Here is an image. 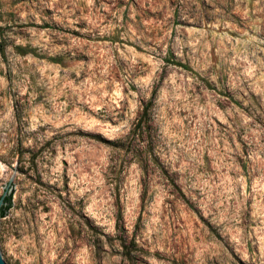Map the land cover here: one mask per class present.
<instances>
[{"label":"rangeland","instance_id":"rangeland-1","mask_svg":"<svg viewBox=\"0 0 264 264\" xmlns=\"http://www.w3.org/2000/svg\"><path fill=\"white\" fill-rule=\"evenodd\" d=\"M11 178L8 264H264V0H0Z\"/></svg>","mask_w":264,"mask_h":264},{"label":"water","instance_id":"water-1","mask_svg":"<svg viewBox=\"0 0 264 264\" xmlns=\"http://www.w3.org/2000/svg\"><path fill=\"white\" fill-rule=\"evenodd\" d=\"M13 180H14V178H11L9 180L7 186L5 187V190H4L3 194L0 196V213H1L2 209H3V207L7 205L6 199L9 197V194H10V191H11V187H12V184H13ZM18 187L15 190V192L13 193V195L11 196V206H10L9 209H17V207L13 203V200L15 198V195H16V192L18 190ZM6 214H7V211H6ZM6 214H5L4 217H2L0 219V235H1V232H2V228H3V225H4ZM6 252H7L6 249L4 248V246L0 242V264H8L7 259L5 257V253Z\"/></svg>","mask_w":264,"mask_h":264},{"label":"trees","instance_id":"trees-1","mask_svg":"<svg viewBox=\"0 0 264 264\" xmlns=\"http://www.w3.org/2000/svg\"><path fill=\"white\" fill-rule=\"evenodd\" d=\"M1 48H2V51H4V46L3 45H1ZM6 201H7V205L3 207V209H2V211L0 213V219L5 216L6 211L10 208V206H11V197H8L6 199Z\"/></svg>","mask_w":264,"mask_h":264}]
</instances>
